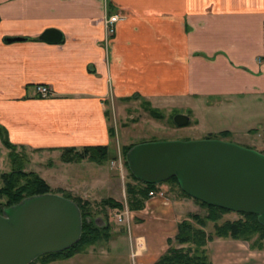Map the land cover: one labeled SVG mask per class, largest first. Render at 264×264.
Masks as SVG:
<instances>
[{"label":"crops","instance_id":"0c3cea01","mask_svg":"<svg viewBox=\"0 0 264 264\" xmlns=\"http://www.w3.org/2000/svg\"><path fill=\"white\" fill-rule=\"evenodd\" d=\"M112 14L120 19L105 42ZM48 28L60 42L40 39ZM139 98L181 102L197 122L202 109L234 106L261 104L264 116V0H0V126L10 143L57 159L63 148L109 145L106 105ZM85 161L62 162L58 183L118 184ZM188 199L155 194L142 209H110L108 240L45 264H156Z\"/></svg>","mask_w":264,"mask_h":264},{"label":"water","instance_id":"95a60500","mask_svg":"<svg viewBox=\"0 0 264 264\" xmlns=\"http://www.w3.org/2000/svg\"><path fill=\"white\" fill-rule=\"evenodd\" d=\"M20 38H7L16 41ZM40 39L58 43L59 30L48 28ZM176 114L175 125L189 123ZM132 175L145 184L175 177L190 197L237 213L257 215L264 226V153L219 138L145 141L125 154ZM82 231L78 205L57 193L23 198L0 212V264H29L38 256L76 243Z\"/></svg>","mask_w":264,"mask_h":264},{"label":"rangeland","instance_id":"374dc122","mask_svg":"<svg viewBox=\"0 0 264 264\" xmlns=\"http://www.w3.org/2000/svg\"><path fill=\"white\" fill-rule=\"evenodd\" d=\"M217 100L218 97L210 99L212 102ZM196 105L198 106L199 104ZM152 109L155 111H151ZM199 109L200 106H198L197 110ZM106 110L110 133L112 131L109 156L100 164L84 158L88 162L85 161L83 166L88 164L91 167H95L98 171L94 173L100 179L108 175L118 178V184L104 186H85L84 184L79 188L60 184L58 179H56L61 171L59 168L64 163H70L62 160V151L57 154L59 158L57 159L56 153H45L27 147L15 146L13 150H10L3 145L1 138L0 175L17 168H21L24 171H34L48 183L51 190L49 193H57L62 196L63 193H68L72 197L88 200L93 205V215L105 218L109 222L111 219L110 209L99 207V202L114 196L125 204L127 199L126 183L130 182L138 186L140 184L137 181H133L125 164L126 153H123L125 147L145 141L203 139L209 136L212 137L213 134L218 133V130L227 129L231 131V134L222 138L218 137L219 139L234 142L264 153V116L261 104L234 106L229 109V113L225 110L223 112L222 110L210 112L213 115L202 109V118L199 122H197V115L191 107H186V105L177 101L167 105L165 103L152 104L143 98L127 101L114 99L110 100L106 105ZM176 114L189 116V123L184 126L175 125L173 118ZM85 170L87 171L86 168L80 169V173L85 174ZM67 173L66 175H68ZM68 180L71 179L68 178ZM157 188L158 192L161 191L162 195L170 199L173 204H177L178 199L183 198L176 183L162 182L157 184ZM187 201V203L183 202L181 205L180 211L182 214H178L180 219L182 217L187 218L186 214L188 212L198 213L201 216L207 215L208 209L206 207L200 205L193 198ZM238 219L244 220V216L240 213L229 211L223 213L216 223L221 224L225 221ZM213 226V222L207 221L204 230L207 233H211ZM256 236H258L257 233L248 241L231 237H216L209 241L206 248L211 264H264V241L260 248L252 247L251 245Z\"/></svg>","mask_w":264,"mask_h":264},{"label":"trees","instance_id":"16d2710c","mask_svg":"<svg viewBox=\"0 0 264 264\" xmlns=\"http://www.w3.org/2000/svg\"><path fill=\"white\" fill-rule=\"evenodd\" d=\"M151 111L155 110L152 109ZM111 134L112 131L110 137ZM228 135H230V133L227 130H223L217 134H213L212 137L209 136L207 138H222ZM0 138L6 148L10 150L14 149L15 145L8 141L6 131L1 126ZM132 145L127 148L125 147L123 153L125 154ZM61 151V158L65 162H79L84 158H87L98 164L104 162L110 153L109 145L84 146L80 150H77L76 148H63ZM125 164L127 165L126 161ZM130 176L133 181H137L140 184L138 186L131 184L130 182L126 183V205L129 210H139L144 207L145 201L149 197L148 192L150 190H157V184H145L135 178L131 172ZM164 182H173L179 187L174 176ZM50 191L48 183L34 171H24L21 168H17L2 173L0 175V212L4 207L16 204L25 197L49 193ZM180 192L183 196L190 197L181 189ZM63 196L73 200L80 209L82 218L81 236L76 243L67 249L40 255L29 264H35L37 262L45 264L56 259L68 258L75 253L85 250L87 247L97 245L109 239L110 224L105 218L103 219L93 215V205L90 201L83 200L79 197H72V195L68 193H63ZM194 200L208 209L207 215L201 216L198 213H189L187 214V218L178 222L177 231L174 237L168 238V248L164 254L159 257L156 264H211L206 245L216 237H231L233 239L248 241L257 233L258 236H256L251 245L252 247L258 248L262 246V242L264 241V226L258 222L256 214L240 213L244 216V220L238 219L218 224L216 222L221 215L230 210L207 205L197 199ZM98 206L103 209L122 210L124 208L122 202L111 197L101 200ZM207 221L214 223L213 231L211 233H207L204 230Z\"/></svg>","mask_w":264,"mask_h":264},{"label":"built area","instance_id":"2783aa9c","mask_svg":"<svg viewBox=\"0 0 264 264\" xmlns=\"http://www.w3.org/2000/svg\"><path fill=\"white\" fill-rule=\"evenodd\" d=\"M120 19V16L118 14H112L110 15L105 21H104V28H105V38L104 41L108 42L109 37L112 36L114 33V23ZM35 91L37 94H39L42 97L48 96L50 94V88L47 84H36L35 85ZM155 194L162 195L161 191H155V190H150L148 192L149 196H153ZM119 220L121 219V216L118 218Z\"/></svg>","mask_w":264,"mask_h":264}]
</instances>
